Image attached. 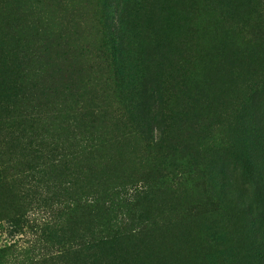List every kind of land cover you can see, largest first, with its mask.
Instances as JSON below:
<instances>
[{
    "label": "rangeland",
    "instance_id": "1",
    "mask_svg": "<svg viewBox=\"0 0 264 264\" xmlns=\"http://www.w3.org/2000/svg\"><path fill=\"white\" fill-rule=\"evenodd\" d=\"M0 264H264V0H0Z\"/></svg>",
    "mask_w": 264,
    "mask_h": 264
},
{
    "label": "trees",
    "instance_id": "2",
    "mask_svg": "<svg viewBox=\"0 0 264 264\" xmlns=\"http://www.w3.org/2000/svg\"><path fill=\"white\" fill-rule=\"evenodd\" d=\"M20 86L21 85H18L17 87H20ZM5 104H6V107L8 108L9 105L7 104V102ZM164 128L165 127H163V130H164ZM19 137L22 138L21 135L20 136L17 135L16 137H13L14 139L12 140V143L10 144V149L12 148L13 150H15V148H19L20 143L22 141H25L26 144L24 145V147H20L22 149V151L26 152L25 156L33 157L32 158L33 163H37V164L40 163L36 167L34 166L30 169L32 170V169H36L38 167H42L43 170L41 172H39L40 174H42L41 177L46 175L45 170L47 171V173L50 172L51 174H53V176L51 177L52 184L48 190V192H49V198L48 199L49 200L51 198L54 199L57 196H59L60 193L68 192V190L70 189L69 181H67V180L61 181V182L59 181L60 176H63V173L60 171L59 168L63 164L65 166L63 170H65L67 162L65 159H63L62 153H60V151H57V150H59L57 148V146L56 145L53 146L52 144L44 145V144L39 142L38 144L33 145L35 149L31 150V149H29L32 145L31 140L26 139V138H25V140H23V138L20 139ZM149 138L153 139L151 136H149ZM156 142L159 144V147L162 146V139H156ZM251 142H252V144L255 143L254 140H251ZM64 175L66 176V174H64ZM31 176H33V175H31ZM28 178H29V175L26 177V179L21 178L23 185H27V186L31 185L30 183H27ZM66 186H69V187H66ZM33 187H35V186L31 185V188H33ZM28 191H30V192L24 193V192H22V190H18V198L21 200H24V199L25 200L26 199L34 200L33 197L35 195L39 194L38 188L34 189L33 191H31V189ZM42 200H46V199H42ZM115 242H116V239L114 238V239H111V242H107L106 240H102V241L98 242L97 244L98 245H106V244H114Z\"/></svg>",
    "mask_w": 264,
    "mask_h": 264
}]
</instances>
